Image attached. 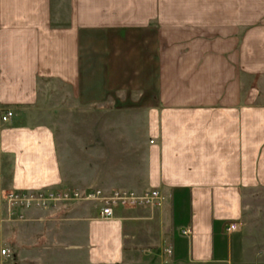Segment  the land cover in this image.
I'll use <instances>...</instances> for the list:
<instances>
[{"label": "crops", "instance_id": "0c3cea01", "mask_svg": "<svg viewBox=\"0 0 264 264\" xmlns=\"http://www.w3.org/2000/svg\"><path fill=\"white\" fill-rule=\"evenodd\" d=\"M51 87L86 104H139L145 185L105 190L166 196L110 219L83 201L30 211L51 264H253L225 227L241 222L245 193L264 191V0H0V264L8 192L101 188L63 174L37 111Z\"/></svg>", "mask_w": 264, "mask_h": 264}, {"label": "rangeland", "instance_id": "374dc122", "mask_svg": "<svg viewBox=\"0 0 264 264\" xmlns=\"http://www.w3.org/2000/svg\"><path fill=\"white\" fill-rule=\"evenodd\" d=\"M40 104L37 111L55 129L61 167L71 185L104 189L145 185L148 140L139 104H86L54 87L47 89ZM257 190L245 193L237 234L244 240L247 262L264 264V191ZM9 222L11 239L3 264H51V253L43 249L51 241L46 227L24 220ZM59 252L70 261L75 255Z\"/></svg>", "mask_w": 264, "mask_h": 264}, {"label": "built area", "instance_id": "2783aa9c", "mask_svg": "<svg viewBox=\"0 0 264 264\" xmlns=\"http://www.w3.org/2000/svg\"><path fill=\"white\" fill-rule=\"evenodd\" d=\"M12 115V110L6 108L1 119L7 121ZM165 199V194L157 187H146L140 192L127 189L105 190L103 188L12 191L4 196V207L7 216L5 220H26L28 218L27 212L55 209L62 204L78 201L94 203L98 208V218L110 219L115 217L117 208L154 210L159 208ZM240 228L241 222L233 220L227 223L225 233L231 235ZM191 233L189 227L182 230V234L185 236H190ZM167 252L170 253V248ZM1 254L5 255L6 250L2 249Z\"/></svg>", "mask_w": 264, "mask_h": 264}]
</instances>
